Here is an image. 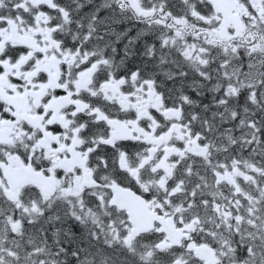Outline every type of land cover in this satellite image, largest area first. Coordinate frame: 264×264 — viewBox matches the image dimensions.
Returning a JSON list of instances; mask_svg holds the SVG:
<instances>
[{"label": "snow or ice", "instance_id": "6c2138e0", "mask_svg": "<svg viewBox=\"0 0 264 264\" xmlns=\"http://www.w3.org/2000/svg\"><path fill=\"white\" fill-rule=\"evenodd\" d=\"M0 264H264V0H0Z\"/></svg>", "mask_w": 264, "mask_h": 264}]
</instances>
